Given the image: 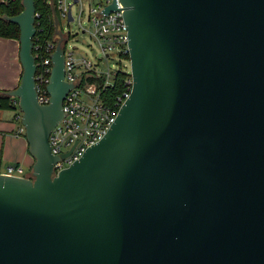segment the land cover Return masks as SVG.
I'll return each mask as SVG.
<instances>
[{
    "label": "water",
    "instance_id": "95a60500",
    "mask_svg": "<svg viewBox=\"0 0 264 264\" xmlns=\"http://www.w3.org/2000/svg\"><path fill=\"white\" fill-rule=\"evenodd\" d=\"M119 2L130 96L56 177L63 51L40 106L34 0L6 18L22 68L7 95L34 163L0 174V264H264V0Z\"/></svg>",
    "mask_w": 264,
    "mask_h": 264
},
{
    "label": "built area",
    "instance_id": "2783aa9c",
    "mask_svg": "<svg viewBox=\"0 0 264 264\" xmlns=\"http://www.w3.org/2000/svg\"><path fill=\"white\" fill-rule=\"evenodd\" d=\"M116 3L117 10L106 9ZM56 11L52 36L42 41L36 34L33 38L32 56L36 71L34 86L37 103H49L46 86L50 84L51 56L60 43L64 57V81L74 87L62 102L65 116L56 124L49 135L51 154L58 157L53 165L52 176L79 160L84 151L98 143L116 119L121 107L129 98L133 79L131 76L127 29L119 0H47ZM87 8L84 9V5ZM77 7L76 16L72 9ZM70 14L71 21H68ZM35 26L38 14L35 12ZM85 18V25L81 19ZM78 20L81 34H88L97 45L95 61L78 58L74 49L67 51L68 43L77 33H64L62 21L72 24ZM80 21V22H79ZM87 25V26H86ZM118 58V68H111L109 60ZM103 65V66H102ZM17 107V101H13ZM21 133L24 129L21 128ZM66 156L62 158V155ZM1 169V166H0ZM1 175L27 178L24 169L17 164L3 168Z\"/></svg>",
    "mask_w": 264,
    "mask_h": 264
},
{
    "label": "crops",
    "instance_id": "0c3cea01",
    "mask_svg": "<svg viewBox=\"0 0 264 264\" xmlns=\"http://www.w3.org/2000/svg\"><path fill=\"white\" fill-rule=\"evenodd\" d=\"M22 68L19 62V42L0 38V91L8 93L17 88ZM17 108V107H16ZM20 120L17 109L0 110V166L17 164L30 168L34 163L28 152L24 132L15 121ZM25 171V169H24Z\"/></svg>",
    "mask_w": 264,
    "mask_h": 264
},
{
    "label": "trees",
    "instance_id": "16d2710c",
    "mask_svg": "<svg viewBox=\"0 0 264 264\" xmlns=\"http://www.w3.org/2000/svg\"><path fill=\"white\" fill-rule=\"evenodd\" d=\"M35 12L38 14L36 37L45 41L53 34L56 11L47 0H34ZM23 10L22 0H0V38L19 39V28L6 21V18L17 16ZM14 99L8 97L6 92L0 91V110H14Z\"/></svg>",
    "mask_w": 264,
    "mask_h": 264
},
{
    "label": "rangeland",
    "instance_id": "374dc122",
    "mask_svg": "<svg viewBox=\"0 0 264 264\" xmlns=\"http://www.w3.org/2000/svg\"><path fill=\"white\" fill-rule=\"evenodd\" d=\"M87 8V4L84 5V9ZM73 14L76 16L77 14V7L72 9ZM80 22V21H79ZM81 22L85 25V18L81 19ZM87 26V25H86ZM62 28L64 33L69 31L72 35L77 33V36H74L71 41L68 43L66 49L67 51H72L74 49L75 55L78 58H85L88 60L95 61V57H98L97 45L89 38L88 34H81L78 29V20L72 24H67L66 20L62 21ZM118 58H112L109 60V66L112 68H118ZM103 66V65H102ZM19 113V110H17ZM17 126H20V120L15 121ZM25 136V135H24ZM25 169V176L31 175L30 168L25 165H22ZM3 169H0V173L3 172Z\"/></svg>",
    "mask_w": 264,
    "mask_h": 264
},
{
    "label": "flooded vegetation",
    "instance_id": "af4514ba",
    "mask_svg": "<svg viewBox=\"0 0 264 264\" xmlns=\"http://www.w3.org/2000/svg\"><path fill=\"white\" fill-rule=\"evenodd\" d=\"M28 177H30V175H28Z\"/></svg>",
    "mask_w": 264,
    "mask_h": 264
}]
</instances>
